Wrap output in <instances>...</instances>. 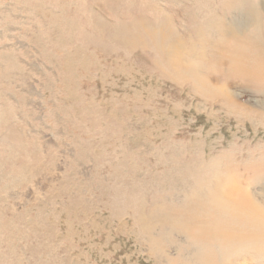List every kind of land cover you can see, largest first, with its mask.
Instances as JSON below:
<instances>
[{
	"label": "rangeland",
	"instance_id": "rangeland-1",
	"mask_svg": "<svg viewBox=\"0 0 264 264\" xmlns=\"http://www.w3.org/2000/svg\"><path fill=\"white\" fill-rule=\"evenodd\" d=\"M0 264H264V0H0Z\"/></svg>",
	"mask_w": 264,
	"mask_h": 264
},
{
	"label": "bare ground",
	"instance_id": "bare-ground-1",
	"mask_svg": "<svg viewBox=\"0 0 264 264\" xmlns=\"http://www.w3.org/2000/svg\"><path fill=\"white\" fill-rule=\"evenodd\" d=\"M174 42V41H173ZM183 60V59H182Z\"/></svg>",
	"mask_w": 264,
	"mask_h": 264
}]
</instances>
